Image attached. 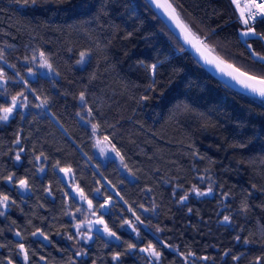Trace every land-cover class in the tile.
I'll return each mask as SVG.
<instances>
[{
    "label": "trees",
    "instance_id": "1",
    "mask_svg": "<svg viewBox=\"0 0 264 264\" xmlns=\"http://www.w3.org/2000/svg\"><path fill=\"white\" fill-rule=\"evenodd\" d=\"M172 2L184 21L202 38L209 36L206 42L224 58L249 73L264 74L248 59L243 42H238V12L230 0ZM17 4L16 0H0V49L6 60L0 66L10 78L8 100L25 92L29 107L8 124H0V168L5 175L15 172L20 178L27 171L33 174L28 176L31 191L11 193L17 204L7 219L0 217V244L7 245L0 248V262L6 264L11 257L15 264H22L16 256L19 237L13 235L21 231L30 264H68L73 259L76 264H115L112 255L123 253L126 242H136L135 233L119 227L122 219L133 218L129 206L144 220V225H137L144 237L138 247L152 241L161 250L152 235L159 227L163 229L156 233L159 239L181 251L191 250L197 257L211 258L196 264H253L256 257L264 256V192L259 191L264 189L261 98L237 83L226 87L165 26L147 0ZM257 31L264 32V26ZM182 45L185 50L179 51ZM253 46L264 51L260 42ZM41 51L58 75H47L36 65ZM84 51L89 57L80 65L77 60ZM34 55L35 61L31 59ZM152 64H157L154 77ZM29 87L35 95L26 92ZM81 92L86 102L79 99ZM45 98L43 107H35ZM88 108L93 110L92 116L87 114ZM84 117L99 124V135L116 146L132 177L115 158L97 155L92 127ZM18 133L26 156L19 168L13 166L18 150L13 140ZM40 153L48 157L42 173L33 162V156ZM59 167L72 168L76 182L94 204H103L107 196L114 198L110 211L100 214L125 243L96 232L87 244L76 245L67 239L76 232L73 225L80 203L73 202L70 193L63 195L68 188ZM206 169L222 187L211 196L189 193V199L180 203L179 197L192 184L206 190L208 184L197 178L207 175ZM109 181L115 191L107 185ZM49 187L51 196L45 191ZM95 188H101L103 198L90 192ZM223 192L230 195L225 197ZM245 198L250 211L241 213ZM140 205L153 210L144 212ZM226 215L231 216L230 223L224 222ZM37 229L53 243L42 245L39 236L32 237L30 233ZM244 239L251 243L244 244ZM81 248L88 250V257H74ZM162 251V264H181L171 250ZM225 252L230 255L224 256ZM232 256L241 259L234 261ZM121 259L123 264H147L140 253Z\"/></svg>",
    "mask_w": 264,
    "mask_h": 264
},
{
    "label": "snow or ice",
    "instance_id": "2",
    "mask_svg": "<svg viewBox=\"0 0 264 264\" xmlns=\"http://www.w3.org/2000/svg\"><path fill=\"white\" fill-rule=\"evenodd\" d=\"M17 3H22L23 5L33 4L39 2V0H16ZM150 6H154L157 10H162L163 14L167 16L168 20L171 21V24H166L165 26L171 30L172 25L175 26L176 29L179 30L180 37L182 38L184 45H190L192 49L199 55L203 63L207 66H210L216 69L222 76H227L231 81H235L237 84L241 85L244 89H247L249 93L259 96L261 98V103L264 104V74L256 75L250 74L247 71H241L240 68L235 67L233 64L229 63L224 57L216 54V49L212 45L206 43L209 36H204L203 38L198 35L196 32L192 30L189 24L185 23L184 20L181 19L180 14L177 12V8L173 6V4L167 2V0H147ZM230 3L235 6L236 10H238V17L236 22L240 25L235 31L237 33L238 42L242 41L245 51L248 54V59L252 61L253 66L257 68L260 72L264 73V51H257L253 46L256 42H260L264 44V32L257 31V27L264 26V0H245L243 7L240 4V0H230ZM212 34L216 33V29L211 30ZM183 45L180 47L179 51H184ZM39 59L42 61L40 67H44L49 69V72H54L52 65L48 62L47 57L44 52L38 53ZM89 57V52L84 51L80 53V59L77 61L78 64H82L85 62L86 58ZM27 60L28 58L25 57ZM33 61L37 59V56H32ZM0 61H5V57L3 55V50L0 49ZM9 68H15V65H8ZM153 77L157 71V64H152L150 66ZM58 75V73H56ZM29 76H34V73L29 71ZM9 77L3 71L2 66H0V98L3 99L4 103L0 104V124H8L16 115H22V109H26L29 107L28 96L25 92H17L15 95H12L10 101L7 98V90L6 86L9 83ZM20 80H24L23 77H19ZM27 84V81H24ZM155 80H153V84ZM226 87L232 86L228 80L225 81ZM26 92L29 94L35 95V90L30 87L26 89ZM39 99V97H36ZM79 99L82 102H86L85 93L81 92ZM143 99H148L147 96L143 97ZM47 103V99L45 98L40 104H36L35 107H43ZM87 114L89 116L93 115V110L91 108L87 109ZM99 124L92 125V131L95 133L99 128ZM105 141H109L107 136L104 137ZM99 143V141H98ZM13 144L18 148L14 153V167H23V160L26 159L25 148L22 146V137L18 133L16 138L13 140ZM243 146V145H241ZM104 150L101 149V152ZM110 151L115 153L123 162L124 157L120 154L119 150L116 148L114 144L111 145ZM48 160V157L43 153L39 155L33 156V162L38 163L40 167L36 170L38 172H45L44 163ZM57 166L59 165V161L56 162ZM125 168L127 165H123ZM60 171L65 173L68 176H71L72 179H75V175L71 167L60 168ZM207 175H201L197 178L203 183L206 182L208 184L206 190H201L196 184H192L191 187L184 192L183 195L179 197V202L184 203L189 199V193H194L197 197L203 196H211L214 194L215 190L218 187H222V185H216L215 181L211 178L210 170H205ZM31 171L25 172L24 178H20L16 175L15 172H10L5 175L3 169L0 168V182H2V186H0V217H4L7 219L8 212L11 208L16 206L17 202L13 199L11 193L14 192H30L31 185L29 183L28 176L32 175ZM111 183L110 181L108 182ZM65 187L68 188V191L63 193L64 196H69L71 193V200L73 202L77 199V194L79 197V201L86 202L87 209L83 207H78L76 209L77 213L83 215L85 211H88L92 216L96 215V212H103L105 210H109L112 207L111 196H109L103 204H99L95 209L93 208L92 200L88 199L87 194L84 192L83 188H80L79 185H75L72 187L70 184H65ZM112 187H115L114 185ZM177 187H181L178 185ZM252 189H256V185L251 186ZM49 196L52 195V189L49 187L45 189ZM148 192H151V189H147ZM259 191L264 192V189H259ZM90 192L95 193L98 199L103 198V193L101 188L90 189ZM117 195H119L117 193ZM173 195H176L175 190L173 191ZM223 196L227 197L230 195L228 192H223ZM252 192L248 191L247 196H251ZM123 200V197H119ZM125 204H128V201H124ZM143 209L144 212L152 211L153 209L144 208L143 205L139 206ZM127 211L132 213L134 219H122L119 227L121 229L131 230V233H135L133 239L136 241L135 243L126 242L127 247L124 252H115L111 259L115 262V264H123L121 259L122 255H132L135 256L137 253L143 254V258L147 261V264H162L163 251L162 249L171 250L175 256L181 259V264H196V261H208L211 258L208 256H200L197 257L196 253L188 250L181 251L179 246H173L167 241L159 239L156 236V233H160L163 229L156 227L155 232H152V229L145 225V228L152 232L153 238L156 239L157 244L161 246V250H158L156 244H153L152 241H148V243L143 247H138L139 244L144 243V237L142 236L137 225H144V220L141 219L140 215L136 214V210L129 206ZM191 211V209H189ZM241 213H247L250 211V205L248 203L247 198L241 201L240 209ZM66 215H72L73 219H75V214L66 213ZM231 216L226 215L223 217L224 222H231ZM15 224V221H12ZM102 226V227H98ZM125 226H127L125 228ZM76 229L74 234H69L67 236L68 240H74L76 245H80L81 241L87 244L89 241H93L94 237L92 235L93 229L95 228L96 233H102L106 235L110 240L121 241V243H125L121 240V237L117 235L116 231L112 230V227H109L108 223L103 219V214L96 219H83L73 225ZM115 227V224H113ZM3 229H0V234H2ZM59 235V233H57ZM14 236L19 237V241L16 244V256L22 260V264H30V256H29V248L25 246V237L21 231H15L13 233ZM30 235L32 237L39 236L41 240L39 241L42 245L45 241L48 244H52V239L45 234L41 229H37L35 232H31ZM235 239L239 242L241 241V237L237 235ZM244 244H249L251 241L248 239L243 240ZM7 245L0 244V248H4ZM119 246V245H118ZM32 255H35L33 251ZM230 255V252H225L224 256ZM89 252L86 248H81L80 251L74 252V257H88ZM234 261H238L241 259L240 256H232ZM40 260H45L44 256L40 257ZM0 264H4V262H0ZM6 264H15L13 258H6ZM68 264H76L75 260L69 261ZM95 264V261H93ZM253 264H264V256L256 257Z\"/></svg>",
    "mask_w": 264,
    "mask_h": 264
},
{
    "label": "rangeland",
    "instance_id": "3",
    "mask_svg": "<svg viewBox=\"0 0 264 264\" xmlns=\"http://www.w3.org/2000/svg\"><path fill=\"white\" fill-rule=\"evenodd\" d=\"M79 59H80V56H79ZM79 59H78V60H79ZM78 60H77V61H78ZM86 60H87V58H86ZM86 60H85V61H86ZM48 62H49V61H48ZM41 63H42V61L39 59V56H38V61L36 62V65L40 68V70H41L42 72L46 73L47 75H50V76H56V72H55V70H54V72H49V69L44 68V67H40V64H41ZM82 64H84V63H82ZM82 64H80V65H82ZM84 119H85V121H88V122H89V124L91 125V127H92L93 124H95V123L89 121V117H88V118H85V117H84ZM94 138H95V141H96V145H95V147H96V153H97V155H98L100 158H102V159L115 158L117 161L120 162L123 171H124L126 174H128L130 177H132V175H131V173L129 172V170L127 169V167L125 168V167L123 166L124 163L121 162L120 158H119L118 156H116L115 153H113V152L110 151V148H111L112 143H111L110 141H105V140H104V136L99 135V133H98V129H97V131L94 133ZM98 141H99V143H98ZM101 149H103L104 151L101 152ZM60 168H63V167H59L58 170H59L60 173L63 174V176H64V180L66 181L67 184H70L72 187H75V185H78V183L76 182L75 179H72L71 176H68V175H66L65 173L61 172V171H60ZM64 168H65V167H64ZM107 185H108L113 191H115V188L112 187L111 184H109V183L107 182ZM79 187H80V186H79ZM70 194H71V193H70ZM108 197H109V196H107V198H108ZM107 198H106V199H107ZM111 198H112V200H111V203H112L113 200H114V198H113L112 196H111ZM88 199H90V198L88 197ZM106 199H105V200H106ZM90 200H92V199H90ZM77 201L80 203V204H79V207H83L84 209H87V204H86V202H81V201H79L78 194H77ZM92 202H93V201H92ZM104 202H105V201H104ZM96 207H98V205H96V204L93 203V208L95 209ZM77 216H78V220L75 221V224H76L77 222H79L80 220H83V219H85V218H87V219H93V220H94V219L100 217L101 214H100V212L98 211V212H96V215H95V216H92L88 211H85V212L83 213V215H81L80 213H78ZM103 219H104V218H103ZM129 219H134V217H133V218H129ZM98 227H102V226H98ZM94 232H96V231H95V228L93 229L92 235L94 234ZM105 236H106V235H105Z\"/></svg>",
    "mask_w": 264,
    "mask_h": 264
},
{
    "label": "water",
    "instance_id": "4",
    "mask_svg": "<svg viewBox=\"0 0 264 264\" xmlns=\"http://www.w3.org/2000/svg\"><path fill=\"white\" fill-rule=\"evenodd\" d=\"M167 2H169V3H171V4H173V6L174 7H176L175 5H174V3L172 2V0H167ZM9 3H13L12 1H9ZM22 5V3H18L17 4V6H21ZM154 9H155V7L154 6H152ZM177 8V7H176ZM156 10V12L160 15V17L163 19V21L166 23V24H168V25H170L171 24V21H169L168 20V18H167V16H165L164 14H163V11L162 10H157V9H155ZM177 12L179 13V11H178V9H177ZM180 14V13H179ZM181 16V15H180ZM181 19L182 20H184L182 17H181ZM185 22V21H184ZM186 23V22H185ZM171 30L173 31V33L180 39V41L184 44V42H183V40H182V38L180 37V34H179V30L178 29H176L175 28V26L174 25H172V27H171ZM193 30V29H192ZM194 31V30H193ZM195 32V31H194ZM207 43V42H206ZM185 47H187L189 50H190V52L192 53V55L209 71V72H211L213 75H215L216 77H218L219 79H221L223 82H225L226 80H228L229 82H230V84L232 85V86H235L236 85V82L235 81H231L230 80V78L229 77H227V76H222L216 69H214V68H212V67H210V66H207V65H205L204 63H203V61L201 60V58L199 57V55L195 52V50L194 49H192L191 48V46L190 45H185ZM216 54H219L217 51H216ZM220 56H222L221 54H219ZM223 57V56H222ZM226 59V58H225ZM227 60V59H226ZM229 63H231V64H233L232 62H230L229 60H227ZM235 67H237V68H240V67H238V66H236L235 64H233ZM241 69V68H240ZM241 71H246V70H244V69H241ZM248 72V71H247ZM250 74H252V73H250Z\"/></svg>",
    "mask_w": 264,
    "mask_h": 264
},
{
    "label": "built area",
    "instance_id": "5",
    "mask_svg": "<svg viewBox=\"0 0 264 264\" xmlns=\"http://www.w3.org/2000/svg\"><path fill=\"white\" fill-rule=\"evenodd\" d=\"M244 3H245V0H240V4L242 7H243ZM237 12H238V10H237Z\"/></svg>",
    "mask_w": 264,
    "mask_h": 264
}]
</instances>
